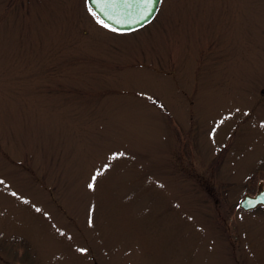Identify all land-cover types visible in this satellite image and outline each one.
<instances>
[{"label":"rangeland","instance_id":"rangeland-1","mask_svg":"<svg viewBox=\"0 0 264 264\" xmlns=\"http://www.w3.org/2000/svg\"><path fill=\"white\" fill-rule=\"evenodd\" d=\"M156 13L0 0V264H264V0Z\"/></svg>","mask_w":264,"mask_h":264},{"label":"water","instance_id":"water-1","mask_svg":"<svg viewBox=\"0 0 264 264\" xmlns=\"http://www.w3.org/2000/svg\"><path fill=\"white\" fill-rule=\"evenodd\" d=\"M162 0L154 5L155 11L151 14L148 21L145 22L139 18V7L136 6L134 0H103L106 7H102L99 0H92L94 9L100 13L101 17L108 23H111L115 28L123 29L125 31H131L136 28L142 27L150 22L156 12ZM121 21H124L121 23ZM132 21H136L132 23ZM254 195L249 193L245 194L244 198L239 201V206L245 210L256 208L259 204L264 205V181L259 183L258 190Z\"/></svg>","mask_w":264,"mask_h":264},{"label":"snow or ice","instance_id":"snow-or-ice-1","mask_svg":"<svg viewBox=\"0 0 264 264\" xmlns=\"http://www.w3.org/2000/svg\"><path fill=\"white\" fill-rule=\"evenodd\" d=\"M99 2H101L102 7H106V5L103 3V0H99ZM159 0H134V3L136 4L137 7H139L140 12H139V18L141 20H144L145 22L148 21L149 17L151 16V14L155 11V7L154 5L156 3H158ZM86 7L87 10L89 12H91V14L95 17V19L98 21V23H100L101 25H103L106 28L112 29L114 31H122L123 29H119V28H115L111 23H108L105 19H103L100 15V13H98L92 4V0H86ZM124 21H121V23H123ZM136 21H132V23H135ZM248 111L250 112L251 109H248ZM233 113L229 112L228 115L231 116ZM261 123H264V121H262ZM214 135V133H213ZM126 155V153L124 152H120V151H113L110 153V156L108 157L109 159L116 161L118 157L124 156ZM113 167L112 164H102L99 168L94 169L93 175L91 177V182L89 183V187L91 188H95L96 187V181L99 177H102L108 170H110ZM0 183H8L7 181H5V179L3 177H0ZM12 195L19 197V199L21 200H28V197L21 195L19 192H12ZM37 210H40L39 208H37ZM89 222L91 223V219L89 220ZM61 232H63V229H61ZM80 252H87L88 249L87 248H79L78 249Z\"/></svg>","mask_w":264,"mask_h":264}]
</instances>
